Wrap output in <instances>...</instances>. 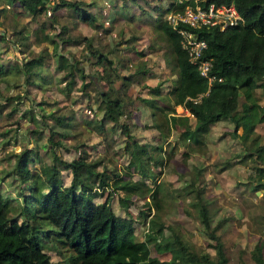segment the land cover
<instances>
[{"label": "trees", "instance_id": "1", "mask_svg": "<svg viewBox=\"0 0 264 264\" xmlns=\"http://www.w3.org/2000/svg\"><path fill=\"white\" fill-rule=\"evenodd\" d=\"M12 1H18L19 5L34 17L49 10L53 12L60 6H71L82 20L91 24L96 20L94 13L82 8L84 0H54L53 3H50V0ZM211 1L216 3L233 1L243 20L223 30L216 26L205 24L193 26L179 21V26L196 31L207 42L203 55L211 58V72L215 75L213 79L208 80L199 73L196 65L189 61L185 49L181 46L180 33L169 22L167 13L174 8L182 10L185 3L207 6ZM176 2L178 0L164 7L160 0L159 2L155 0L150 9L143 11L170 44L173 72L176 74L170 90L173 104H181L187 108L195 115V121L191 123L187 114H172L173 104L168 107L155 105V97L151 99V104L165 113V116L169 114L165 119L169 118L172 123L180 124L183 128L181 135L194 143L202 141L201 135L209 130L213 122L223 116H229L234 121L233 136L237 135L242 145L247 147L245 142L254 131L255 124L264 119V113L260 112L259 96L255 91L256 87H264V0H184L177 4ZM175 4L178 6L175 7ZM155 9L158 15L157 13L152 15ZM38 26L43 40L54 42L48 32L44 31L47 27L56 29L54 19H43L39 21ZM80 38L86 40L88 51L92 55H97V61L104 73L94 75V78L93 75L85 73L77 59L65 58L67 71L60 79L65 82L62 88L65 89L66 95L74 93L78 101H81L78 93L81 96L83 94L87 103L91 97L88 83L89 81L94 83L92 89L96 93L95 106L89 103L90 108L87 111L90 113L89 120L96 119L103 126L107 122H111L112 125L119 122L125 136L133 138L132 143L137 145L129 131L127 120H121L123 115L126 116L125 108L128 104L122 90L127 86L124 80L131 75H122L116 70L113 59L107 53L92 49L94 47L91 38L87 36ZM58 45V42L53 45V53L57 52ZM49 55L47 47L36 51L32 49L28 56L22 55L20 61L12 64L0 63V77L12 73L16 74L17 80L19 73L22 72L24 86L49 84L52 82L51 75L49 76L47 72L46 59ZM59 55L64 57L62 54ZM76 75L83 79L78 84ZM86 76L87 80L84 79ZM120 76L123 83L120 87H115L114 78ZM100 78L107 82L105 89L98 86ZM161 82L162 80H159L151 88L152 93L161 91L159 85ZM23 93L26 97L18 99L17 104L23 103L26 99H30V102L22 114L29 113L31 120L41 123L33 112L32 103L35 102L37 108L42 109L40 112L42 117L53 119L56 125H50L48 136L50 142L44 145L51 151L48 160H42L37 149L29 145H23L13 153V163L7 174L13 172L15 175L18 195L21 197L15 206L23 220L11 214L13 208L11 200L0 193V264H56L44 249V241L48 237L55 241V246L57 242L59 243L61 251L67 250L66 264H227L228 256L221 233L226 218L221 217L213 221V208L211 209L209 203L201 197L200 187L195 189L198 198V217L203 226V233L209 239L208 245L215 251L213 256L207 250L195 252L182 238L178 228L154 217L149 219L146 238L136 239L131 218L116 214L107 200L99 202L93 198L97 194L95 188L99 186L104 188L110 184L105 173L97 171L98 161H90L84 155L66 159L55 149L56 145L62 143V138L54 139L51 134L67 135L65 128L70 126V120L73 121V111L68 114L65 111L55 114L56 107L46 110L47 106H44L46 101L37 102L29 98L28 87ZM15 96L20 97L21 94L16 92ZM240 96L243 99L240 100ZM140 99L144 100L143 97ZM14 108L15 106L12 107ZM239 127L242 128L241 133L237 131ZM248 154H253L255 159L261 162L262 165H257L256 168L263 172L264 142L256 143L251 150L246 148L241 157H247ZM31 162L34 168L29 165ZM62 169H68L71 174L68 185L57 182V175ZM93 173H96L94 178L91 177ZM136 184L138 183L122 181L116 182L115 186L133 191L137 188ZM258 187H264V182L259 181L253 185L254 189ZM150 190L152 189L147 185L144 192ZM151 192L153 194V191ZM262 218L261 226L258 227L261 232L264 231V212ZM164 227L169 228L170 234L167 235L163 231ZM149 242H153L157 251L169 252L170 258L161 259L157 255H152ZM250 253L253 264H264L262 235L258 237Z\"/></svg>", "mask_w": 264, "mask_h": 264}, {"label": "rangeland", "instance_id": "2", "mask_svg": "<svg viewBox=\"0 0 264 264\" xmlns=\"http://www.w3.org/2000/svg\"><path fill=\"white\" fill-rule=\"evenodd\" d=\"M85 1L81 6L89 10L88 3ZM152 1L155 0L144 1V5L148 6V8H142V6L136 13H143V10L150 9ZM163 1L168 5L175 0ZM181 1L184 0H178V2ZM156 2H159V0H156ZM176 4L174 5L175 7L178 6ZM185 6H189V4L185 3L183 8ZM61 9H64V6ZM176 11H179V8H174L167 14ZM155 13L158 15L157 9L153 11L152 15ZM63 19L71 23L67 14L66 18ZM141 21L151 27L148 32L149 41L144 33L136 41L128 39L127 44L132 46L137 44L136 47L140 49L142 45L147 46L149 42V48L152 50L155 48L157 50L160 49L159 53L162 54L161 56H163V60L169 70L167 71L168 74L164 72L156 74L159 77L158 80H162V92L146 96V99H148L147 103L140 98L142 97L141 93L147 92L149 86H141L139 83L137 86L133 85L130 88L126 86L122 89L128 104L125 108L126 116L123 115L121 120H127L129 131L137 141V145L132 143L133 138L125 136L119 122L114 123V125L111 122H107L103 126L96 119L89 120L90 113L87 112L90 108L89 103L95 106L96 93L92 89L94 83L91 81L88 83L91 97L87 100V103L83 94L81 96L78 93L81 101L74 97V93L66 95L65 89L61 88L65 82L58 81L60 76L67 71L64 64L65 61L62 58H60V64L62 63L61 67L63 69L59 71L60 76H57L56 83H49L43 87L26 84V87L30 90L29 98H33L37 102L46 101L44 104V106H47L46 110L56 107L55 114H60L64 111L67 114L70 111L76 113V107L83 111V114L78 119L70 120L71 124L66 129V136H62L59 133L51 134L54 139L56 137L62 138V143L56 145L55 149L66 159H70L72 156L84 155L90 161H98L96 164L97 171L105 173L106 179L110 184L104 188L101 186L95 188L94 191H97V194L93 198L99 202L107 200L116 214L131 218L136 239L146 238L149 219L154 217L178 228L182 238L195 252L199 253L202 250H207L213 256L215 251L208 245L209 239L204 235L203 226L198 217V198L195 189L200 187L201 197L209 203L210 207H217L213 212V221L221 217L226 218L221 230H224L222 238L228 256L227 264H253L250 251L258 237L256 229L261 226L260 220L264 212V187L254 189L253 185H256L259 181L264 182V171L259 172L257 170L256 166L262 164L255 159L253 154L241 157L246 148L249 150L253 148V145L249 144L251 137L247 138L245 142L247 147H244L239 142L240 138L237 135L233 136L232 125L230 129L232 136L225 139L223 146L230 154V157L218 160L214 159L216 152L213 149L214 147L221 148L222 137L220 144L213 142V149L209 150L207 137L210 135V129L201 135L202 141L200 144L194 143L191 139H185L181 135L183 128L180 124L172 123L169 118L165 119L169 114L165 116V113L159 111L156 106L151 104V99L155 97V105L158 106L164 105L168 107V105L173 104L170 90L174 85L176 74L173 72L170 44L160 30L154 29L155 24L151 19L149 20L146 17V20L141 19ZM127 24L132 25V23ZM55 26L58 27L59 25L56 24ZM126 27L128 28V26ZM127 36L128 34L123 35L122 39ZM109 38L113 39V41L116 39V46L120 44L117 36ZM74 47L79 49L78 46ZM86 47L89 49L87 43ZM97 50L99 51V49ZM1 58L2 61H7V58L0 51ZM148 61L150 62V60ZM118 62L122 65L124 62L130 61H125L122 58ZM152 63L151 69L157 71L159 69L158 64H155V60H152ZM134 65L135 63H133ZM160 68H163V63ZM164 69L167 70L166 67ZM151 75L152 77L154 76L153 74ZM146 81H151V83L156 85V80L146 79ZM22 83L23 81L15 80V77L10 75L0 77V193L7 198L9 197L13 205L10 212L20 220H23V216L18 213V208L15 206V203L21 200L17 191L18 184L15 182L13 172L7 174L13 163V153L21 146L29 145L37 149L42 160H48L51 151L49 147L45 148L44 145L47 144L46 142H50L48 140L50 125H56L53 119L42 117L40 113L42 109L37 108L35 102L32 103L33 112L41 123L31 120L29 113L22 114L26 105L30 102V99L24 100L23 103L17 104L16 102L21 97H26L23 93L26 87ZM101 89H104L102 85ZM128 89L129 93L127 92ZM16 92H19L21 96L16 97ZM241 99H243L242 96H240ZM13 106H15L14 109H12ZM58 107H61V109ZM175 110L171 111V113H182L183 111L181 108ZM87 114L88 116H85ZM231 122L234 123L233 120ZM259 128L260 133L264 131L263 125L258 126ZM239 129L241 133V127ZM263 138L264 132L262 135L259 134L257 142L260 143ZM237 141L240 144H237ZM228 153L225 155H228ZM232 158L234 160H231ZM29 165L34 168L32 162ZM95 174L93 173L91 177L94 178ZM70 176L68 169H62L61 173L57 175V182L68 185ZM122 181L138 183L136 184L137 188L133 191H128L115 186L116 182L121 183ZM147 185L152 190L144 192ZM151 191H153V194ZM249 221H252L254 226L249 227ZM163 231L167 235L170 234L168 227H164ZM260 233L264 237V231H260ZM149 247L152 255H157L161 259L170 258L169 252L157 251L153 242H149ZM44 249L50 255V258L56 261V264H66L65 256L67 255V250L63 249L61 251L62 248L58 242L55 246V241L48 237L44 241Z\"/></svg>", "mask_w": 264, "mask_h": 264}, {"label": "crops", "instance_id": "3", "mask_svg": "<svg viewBox=\"0 0 264 264\" xmlns=\"http://www.w3.org/2000/svg\"><path fill=\"white\" fill-rule=\"evenodd\" d=\"M144 1L145 0H86L85 2L88 3L87 5L89 6V10L96 15L95 22L91 24L79 18L77 12H75L73 10V7L71 6H64V9H61V6L55 9L53 12L49 10L46 13H41L34 17L29 11L21 7L18 1L0 0V51L7 58V61H2L1 58L0 63L12 64L16 61H20L22 55L28 56L30 50L32 49L36 51L40 48L47 47L48 51H50V55L46 59L47 72L49 76L51 75V83H56L57 76L60 74L59 71L63 69V67H61L62 63L60 64V58H62L63 60L65 58H69L71 60L77 59L79 61L78 63L81 65V67H83L85 73L93 75L92 77L95 78L94 75L98 76L100 74H103L104 72L102 71V67L97 61V55H92L88 51L86 47V40H80V37L87 36L91 38V44L94 47L92 49L96 51H98L97 49H99V52L107 53L113 59L116 70L122 75H131L128 79L124 80L128 88L133 85L137 86L139 85V83L141 86H149L147 92L141 93L142 97H144V100L142 101H146V96H152L158 93H152L151 88L155 85L154 83H151V81H146V79L156 80V84V82L159 81V77L156 76V74H161L162 72L168 74L167 71L169 69L163 60V56H161L162 54L159 53L160 49L157 50L155 48L154 50H152L151 48H149V42L147 43V46L142 45L140 49L136 47L137 44L135 46L127 44L128 39H134L136 41V39L142 36V34L144 33L148 40V32L149 30H151V27L146 23H142L141 21V19L146 20L145 12L143 11V13H136V11L142 6V8H148V6L144 5ZM154 2L155 1H152L150 3V6ZM160 2L164 7L167 6V4L163 0H160ZM66 14L69 16V22L71 23H68L67 20L63 19L66 18ZM50 18H53L55 25L58 24L59 26L56 27L55 30L51 27H47L44 31L48 32L50 37L54 39V42L47 39L43 40L41 36L42 32L38 30L39 21L43 19L48 20ZM127 23H132V25ZM126 26H128V28ZM154 29L156 30L155 27ZM126 34H128V36L125 39H122V36ZM116 36L118 37L117 40L119 39L120 41V44L117 46L115 45L116 39L113 41V39L109 38H115ZM57 42L59 44V47L57 49V52L53 53V45H56ZM74 46H78L79 49H75ZM72 47L74 48L72 49ZM71 52L73 53L71 54ZM59 54H62L64 57H61ZM122 58L123 60L130 62H124V64L121 65L118 60ZM148 60H150V62ZM152 60H155V64H158L159 69H157V71H153L151 69V66L153 64ZM133 63H135L134 66ZM162 63L163 68H160ZM164 67H166L167 70H165ZM151 74H153L154 76L152 77ZM8 75H10L11 77H15L16 74L10 73ZM62 77L63 75L60 76V79ZM18 79L23 81L24 74L22 72L19 73ZM60 79H58V81H64ZM75 79L76 84L83 80L79 75H76ZM84 79L87 80L88 78L84 77ZM122 80V76L114 78V86L120 87V85H122L123 83ZM98 83L99 87H101L102 85L104 89L107 86V82L103 78H100L98 80ZM46 84L48 83H43L41 87ZM22 85L24 86L23 83ZM27 85H25V87ZM35 86L38 87V85ZM162 88L163 87H161L160 84V90ZM255 91L259 96L258 101L261 105L260 112L264 113V87H256ZM127 92L129 93V89L127 90ZM147 102L148 101H146V103ZM173 106L175 109H183L182 113L176 112L173 114H187L189 116L190 122L194 123L195 115L193 113H190L187 108L183 107L181 104H173ZM82 114L83 111H80L78 107H76V113L74 112L73 119H78ZM231 121L232 119L229 116H223L210 125V135L207 137L209 150L213 149L214 143L222 144L221 148L214 147L213 151L216 152L214 159L220 160L224 157H230V154L223 146L225 139H228V137L232 136L230 134V129L233 125ZM255 125L256 126H254V131L249 136L251 137V141L249 142V144L253 146L256 143H259L257 142V139H259V134L262 135L264 132L263 131L260 133V128L258 129V126H264V119L257 122ZM68 127L69 125L65 129H67ZM238 129L237 131L239 132L240 129ZM221 137L222 140L220 142ZM262 141L264 142V138ZM262 141L260 143H262ZM207 143H205V145H207ZM237 144L240 143H238L237 141ZM227 153L228 155H225ZM231 160L234 159L232 158ZM212 208L213 212L217 209V207H211V209ZM262 219L260 220V222L262 221ZM248 225L249 227L254 226L252 221H249ZM256 230L258 231L259 237L261 233L258 228ZM223 231H221V233H223Z\"/></svg>", "mask_w": 264, "mask_h": 264}, {"label": "built area", "instance_id": "4", "mask_svg": "<svg viewBox=\"0 0 264 264\" xmlns=\"http://www.w3.org/2000/svg\"><path fill=\"white\" fill-rule=\"evenodd\" d=\"M53 2L54 0H50V3ZM167 18L173 28L180 33L181 46L185 49L189 61L196 65L201 75L207 77L208 80L213 79L215 75L211 72L212 60L203 55L207 46L205 38L199 36L196 31L178 24L179 21H184L193 26L205 24L223 30L243 20L235 3L233 1L219 3L211 1L207 6L189 4L182 10L167 14Z\"/></svg>", "mask_w": 264, "mask_h": 264}]
</instances>
